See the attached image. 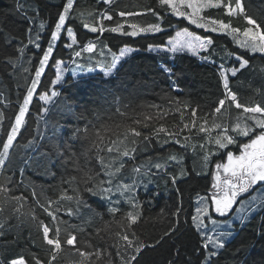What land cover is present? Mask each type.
I'll return each mask as SVG.
<instances>
[{
  "label": "trees",
  "instance_id": "obj_1",
  "mask_svg": "<svg viewBox=\"0 0 264 264\" xmlns=\"http://www.w3.org/2000/svg\"><path fill=\"white\" fill-rule=\"evenodd\" d=\"M229 2L235 8V0H224V3ZM157 3L158 0H112L111 4H106L104 0H74L73 10L65 25L77 37L74 49L80 50L89 42L99 41L115 54L124 47L139 51L120 62L109 77L99 73L75 77L74 73L69 72L62 84L55 85L56 61L75 60L76 65L87 64L89 67L84 69L86 72L99 68L96 61H89L90 55L87 59L90 53L84 52L80 58L74 56L72 49L67 48L69 39L66 31L62 30L36 89L40 95L44 91L50 93L56 89L59 95L46 104L34 93L25 116V125L5 161L2 175L9 182L7 195L0 196V264H11L12 260L20 258L26 264H33L34 256L47 264L48 246L43 241L40 225L52 229L50 236L54 235L57 227L61 228L62 251L53 264H79L81 257L75 251L76 248L82 251L99 250L100 259L92 257L96 264H109V260L111 264H120L122 256L127 259L132 253L125 249L123 241L118 240L116 232H127L129 239L134 241L138 238L142 246L137 257L140 264H173L174 260L176 264H187L189 260L192 264H202L200 258L207 251L213 250L210 246L207 250L202 247L204 241L192 223L196 197L209 194L212 184L211 169L208 174L198 172L204 171L205 150L200 145L215 138L221 131L213 127L214 123L231 128L238 118L241 122L247 117L246 114L242 116V108L236 109L233 104L221 113L214 112L218 100L224 98L223 77L220 76L218 66L221 63L224 68L238 66L231 59L223 60L221 49L226 48L249 60L248 66L235 77L229 76V87L244 107L264 106V54L240 48L231 36L206 32L171 15H166L165 20L177 28L188 27L199 35L212 36L218 45L212 57L215 64L206 63L200 57L187 53L171 56L147 51L150 45H166L175 35L171 27L166 32L136 37L109 31L92 33L83 27L85 23L97 27L103 23L107 28L124 23L129 31L131 29L127 26L131 23L147 27L156 22L148 10L157 7ZM241 3L243 13L228 16L222 6L219 9L209 8L204 15L210 19H222L232 28L241 31L249 26L245 17H250L264 32V0H241ZM65 4L66 0H0V115L3 116L0 129L10 131V126L14 124V118L19 114L23 97L31 86V80L35 78L39 60L51 42V32ZM120 11L136 15L122 18L118 15ZM104 13L111 15L112 21L103 19ZM41 23L43 28L40 27ZM36 35L40 36V48L28 43L29 38ZM205 54L202 53V56ZM109 64L110 58L107 68ZM164 67L171 68L175 75L169 77L163 71ZM170 98L183 101L189 107L184 108L181 104L180 110H177L176 105L170 103ZM45 107L49 109L47 113L44 112ZM193 109L197 113V127H191L190 113ZM161 110L167 112L162 119L145 120L148 115H156ZM202 117H207V122ZM137 120L142 122L137 124ZM144 123L148 126L145 127ZM161 123L170 131L182 129L181 144L168 143L161 147L155 139L150 144L145 142L144 136L152 137ZM185 123L190 128H184ZM89 125L92 130L100 133L103 140V143L98 142V147L104 148L107 145L120 147L121 150L125 146L136 149L134 160L123 158L125 169L115 174L114 184L131 183L136 178L132 172L133 166L145 165L149 158L154 162H163L164 158L175 154L178 162L168 165L167 174L139 178L143 183L135 191L138 208L134 209L128 203L127 194L113 195L112 199L118 201L116 206L119 208V211L113 213L110 211L112 205L104 197L85 194L82 190L86 175L89 186L95 184L99 187V181L107 179L106 175H95L99 161L90 151L92 140L75 135L77 129ZM201 125L208 127L210 134L199 132L197 129ZM131 128L140 131L141 137H135L129 130ZM230 133L237 141L232 146L240 145L248 139L237 137L232 131ZM30 141L33 142L31 146H26ZM3 142H6V135L0 130V153L3 151ZM208 148L216 153L214 143H209ZM100 154L105 157L106 163L118 165L120 158L115 152L104 151ZM182 155L189 161L181 160ZM181 168L188 175L181 176ZM112 170L115 172V168ZM173 175L177 177L175 184L171 180ZM75 188L80 189L79 193L73 191ZM33 191L37 193L36 197H33ZM65 193L74 197L79 194L89 207H81L79 216L68 215L66 209L72 208L75 211L76 201L61 199ZM12 197H23V200L16 203ZM46 199L60 204V210L55 212V221L48 213L55 210L57 205L49 207ZM178 206L181 208L179 217L174 214ZM129 211L138 216L134 224L124 221ZM64 221H67V225ZM121 221L125 222V228L120 227ZM128 224L130 227H127ZM65 227H68L67 233ZM173 228L176 230L173 231ZM131 233H135V236ZM67 234L77 237L75 246L63 243ZM117 245L121 255L116 254ZM212 259L214 264H264V203L253 217L237 225L233 237Z\"/></svg>",
  "mask_w": 264,
  "mask_h": 264
},
{
  "label": "snow or ice",
  "instance_id": "obj_2",
  "mask_svg": "<svg viewBox=\"0 0 264 264\" xmlns=\"http://www.w3.org/2000/svg\"><path fill=\"white\" fill-rule=\"evenodd\" d=\"M106 4H111L112 0H104ZM74 0H66V4L63 6L62 12L58 16V20L54 25V30L51 32L50 40L51 42L47 45L46 50L42 53V58L39 60V67L35 71V78L31 80V86L27 89L26 96L23 97L22 106L19 107V114L14 118V124L10 126V131L7 129H0L4 131L6 135V142H3L2 148L3 151L0 153V196H6L8 192L7 183L9 182L6 177H3L2 173L5 171V161L9 158V150L13 147V143L20 133L22 126L25 125V116L29 110V104L33 100L34 93L39 96L40 100L45 101V103H50L52 98L58 97V91H52L50 94L47 91L43 92V95H40L36 92L37 86L40 83L41 76L45 71L46 66L49 63L50 57H52L54 52L55 42L60 39V35L62 30L66 31L67 37L70 39V43L67 44V48L72 49L75 57L80 58L82 52L93 53L98 48V43H87L86 47H83L80 50H76L73 46L77 43V37L73 30L68 27L66 28V21L69 19L70 12L73 10ZM223 6L226 9L228 16H232L237 13H243L244 7L241 3V0H235V8H233L232 3H224V0H158L157 7L149 9L148 14L156 18V22L150 23L147 27H142L138 23H131L127 27L131 30H126V25L124 23H117L115 27L107 28L101 23L99 27L95 26V24L90 25L85 23L83 27L88 29L92 33H103L105 31H109L112 33H119L123 36H131L136 37L141 34H156L161 32H166L169 27L173 28L175 31V35L171 37L167 41V46L163 48H155L154 46H149L147 51L151 52L154 50L164 51L165 53H178V52H190L193 56L200 57L206 63L215 64V60L212 57L216 54L215 50L218 45L215 43L214 39L210 35H199L194 31H190L188 27L177 28L176 25L171 24L170 21L165 20L166 15H171L174 17H180L182 20L187 21L190 25H195L198 29H204L206 32L217 33L221 35L231 36L232 40L235 44H237L240 48L248 49L252 52H260L264 53V32H262L259 26L256 24V21L250 17H245L247 19V24L249 25L243 31L239 28H232L229 23H226L222 19H210L206 16H202L201 13L206 8H221ZM17 7H21L17 5ZM119 17H130L136 15L133 12H125L120 11ZM103 19L112 21L113 17L108 15L107 13L102 14ZM41 28L44 27L43 23L40 25ZM40 36L36 35L34 38L30 37L28 40L29 44H34L36 48H40ZM107 48V45L102 42L99 44V55L103 57L105 55L104 49ZM22 50V49H21ZM108 53L111 54L112 60L108 65L109 70L116 68L117 64L120 61L128 56L130 52L139 51L138 49H129L127 47L120 50L119 56H116L115 53H112L111 48H108ZM223 52V60H233L234 63H238L239 67H233L231 69L226 70L224 68V64L221 63L219 67L220 76L223 77V89L224 93L223 99L218 100V105L215 107V113H221L222 108H224L226 101L229 105L234 104L236 109H243V112L247 114V119L253 120L255 123L253 126H249L247 123L243 125L239 122V118L234 127L222 126L221 124L214 123L213 127L215 129H221L220 132L217 133L215 138H210L207 143L204 145H200L202 150H205L204 160L208 161L210 156L214 153L208 148L209 143H214L219 149H226L229 145L235 144L236 138L229 134L230 131L236 133L238 136L250 137L251 139L247 143H242V151H240L239 155H235L233 152L228 151L226 153L227 162L226 163H216L215 164V174L213 177V183L211 184V195L210 196H202L200 197L199 203L200 206H197L195 209V215L192 216V223L196 225L197 231L202 237L204 243L202 247L204 249H209V246H212L213 250L207 251L200 259L202 260V264H214L213 257L218 255L219 249L224 247L225 239L232 235V233L218 231L220 227L223 225H228L231 227L229 221L216 219L215 216L225 217L227 216L233 209V206L236 204L238 197L243 195L244 193L249 192L250 189L255 185H260L262 190H264V106L256 105L244 107V105L237 100V95L231 90L229 87V76L228 72L230 71L231 76L235 77L237 72L241 69H244L248 66L249 60L245 59L243 56L237 55L233 51H229L226 48H222ZM206 53L205 55H201V53ZM73 63H76L73 61ZM103 63V62H101ZM57 64V75H56V83L59 84L63 79V69L61 65L63 61H56ZM79 67V66H78ZM91 70H94L92 68ZM101 71H104L103 67ZM163 71L168 74L169 77L175 75L172 69L169 67H164ZM105 75H110L111 72H104ZM170 103L175 104L177 110H180V105L183 104L184 108L189 107V105L183 101H177L175 98H170ZM152 107H157L153 105ZM49 109L47 107L44 108V112L47 113ZM167 114L166 110L159 111L156 115H148L145 117V120L152 119H162ZM205 122H207V117H202ZM191 127H197V113L195 109H193L190 113ZM3 121V116L0 115V122ZM142 121L137 120L136 123L140 124ZM144 126L147 127V123H144ZM184 128H190L189 124L185 123L183 125ZM134 133L135 137H141L142 133L137 131L135 128L129 129ZM201 133L210 134V129L203 125L199 126L197 129ZM182 129H178L176 131H170L167 129L163 123L160 124L158 128H156L152 134V137L144 136V140L146 143H152V140L155 139L156 143H158L161 147L168 143H174L176 145L181 144L180 132ZM76 136H84L90 140L91 149L99 161V167L95 171L96 176L106 175L107 179L99 181V187L95 184L89 186L88 177L86 175L84 181L83 192L85 194H89L92 196H101L104 197L109 204L112 205L110 211L116 213L119 211V208L116 206L118 201L113 200V195L119 193L121 196L126 195L128 203L132 205L134 209L139 207V203L135 196V191L137 186L143 181L139 179L142 176L147 175H160L167 174V167L171 162H178V157L175 154H171L168 157L163 159V162L153 161L149 158L148 162L145 165L136 166L134 165L132 168V172L135 174L136 178L132 179L131 183H113V179L115 174L120 172L121 169H125V161L124 157L129 158V160H134V153L136 151L135 148L128 149L126 146L123 150L120 147H109L105 145L104 148L98 147V142L103 143V140L100 137L99 132H95L92 130V126L85 127L83 129L79 128L75 131ZM95 139H92V137ZM185 139V146L187 147V137ZM33 142H29L31 146ZM115 144L116 142H111ZM107 151L108 153H113L119 157V163H106L105 157L101 155V152ZM113 168H115V172H113ZM143 168V171H142ZM152 169L156 171L153 172ZM181 176H186L188 173L181 168L180 171ZM177 177L171 176L172 183L175 184ZM145 188L147 185H144ZM74 192L79 193L80 189H73ZM33 197H36L37 193L33 191ZM14 202L20 203L23 200V197H12ZM61 199L65 201H72L75 199L76 208L73 211L72 208H67L66 211L68 215H80L81 207H89L86 200L81 199L79 194L75 197L73 195H68L65 193ZM211 201V204H209ZM258 202V198H253V200L249 201L247 205L245 203H241L239 213H247L249 211H254L255 209L251 207L252 204ZM46 204L50 207L52 204H56L57 207L53 211H49V215L55 221L57 220V216L55 212L60 210V204L58 201H48L46 199ZM211 209V211H210ZM177 217L181 214V208L178 206L175 208V213ZM205 217H207L208 221L212 226L211 230L214 231L215 236L208 235L209 224L206 223ZM137 214H134L133 211H129L126 213L124 217V221L130 222V224H134L137 220ZM237 219L245 218L244 215H238ZM124 221H121L120 227L125 228L126 224ZM67 225V221L63 222ZM130 224L127 227H130ZM177 224H179V220H177ZM2 227V225H0ZM42 227V236L43 241L48 246V255L49 259L47 264H53L57 260L58 255L61 254L62 251V240H61V228L57 227L54 235L50 236V229L47 225H40ZM68 227H75L74 225H69ZM68 227L64 228L65 233L68 232ZM173 231L176 229L173 228ZM132 236H135V233H131ZM167 235V233H166ZM115 236L119 241L124 242V247L126 250L131 251V255L124 259L123 256L121 258L120 264H140V260L137 259L138 255L141 252V245L139 243L138 238L134 241L129 239V234L125 232V234H121L120 232H116ZM63 243L69 246H75L77 243V237L75 235L67 234L64 237ZM75 251L81 257L79 264H96L95 261L92 260V257L95 256L96 260H99L101 257V252L99 250L96 251H82L81 248H76ZM117 255H121L119 250V245H117ZM11 264H26V261L23 258L15 259L11 261ZM33 264H46L45 261H42L39 257H33ZM109 264H111V260H109ZM173 264H176L175 260ZM187 264H192V261H187Z\"/></svg>",
  "mask_w": 264,
  "mask_h": 264
},
{
  "label": "rangeland",
  "instance_id": "obj_3",
  "mask_svg": "<svg viewBox=\"0 0 264 264\" xmlns=\"http://www.w3.org/2000/svg\"><path fill=\"white\" fill-rule=\"evenodd\" d=\"M208 9L209 8L204 9L203 12L201 13V15L202 16H205L204 14H205V12ZM70 42L71 41L69 39V43ZM94 43H98V48L93 53L88 54L87 59H89V55H90L91 58H90L89 61H91V60L96 61L97 64H99V68H97L93 72H86V70H84V69H86V68L89 67V66H87V64L80 63L79 65H76V63H73V61L60 60V61H63V64L61 65V68L63 69V79L60 81L59 84L56 83V79H55V83H54L55 85L62 84L63 81H64V78H65L66 74L69 73V72L74 73L75 77H79V76H83V75H88V73H99V74H102V75H104V76L107 77V76H110V75H112L114 73L115 67L113 69H110V70L106 67V64H108L109 58H110V62L112 60V56H111L110 53H108V50H107L109 47H107V48L104 49L106 51V53H105V55L103 57H100L99 56V44H100V42L95 41ZM57 44H58V41L55 42L54 49L56 48ZM165 46H167V43L164 46H154V47L160 49V48H163ZM127 48H129V47H127ZM122 49H120V50H122ZM129 49H133V48H129ZM120 50L118 51V54H115L116 56H119ZM134 52L135 51L130 52V54L128 56L124 57L122 60H125L126 58L130 57ZM151 52L156 53V54H169L171 56H174L175 54H178V53H187V54L192 55L190 52H187V51L178 52V53H165L164 51L154 50V51H151ZM202 53H201V55H202ZM256 53H260V52H256ZM82 55H84V52H82ZM195 57H197V56H195ZM101 62H103V63H101ZM118 64H117V66H118ZM102 67H103L104 71H101V68ZM238 67H239V65L236 68H238ZM55 68H56V72H57V64H56V67ZM231 68H233V67L225 68V69L228 70V69H231ZM107 71H110L111 74L110 75H105L104 72H107ZM238 72H237V74H238ZM228 76H231L230 71L228 72ZM52 91H56V89L51 90L50 93ZM52 99H54V98H52ZM46 104H49V103H46ZM233 106H235V105L233 104ZM226 107L227 108L230 107V105L228 104L227 101L225 103L224 108H222L221 112H223ZM244 115H245V113L243 112L242 116H244ZM246 120H247V124L250 125V126H253L254 123H255L253 120L247 119V117H246V119H243L241 122L240 121L239 122L243 125L244 123H246ZM237 137H241L242 139L248 138L243 143H247L251 139V136L250 137L237 136ZM215 147H216V153H214V151H213L214 154L210 156V158H209L208 161H205L204 160V156L205 155L203 156V170L204 171H198L199 173L208 174L210 172V169H211V179H212V183H213V177H214V174H215V164L216 163H226L227 162L226 153L228 151L233 152L235 155H239L240 154V151H242V144H240V145H233V146L232 145H229L228 148H231V149H228V148H226V149H219L216 145H215ZM182 157H183V159H181V160H183L185 162H186V160L189 161L185 157V155H182ZM189 165L192 166V164H189ZM257 186L258 185L253 186V188L250 189L249 192L244 193L243 195H241L240 197H238L237 202L233 206L232 211L227 216H225V217L215 216L216 219L229 221L230 224H231V227H229L228 225H223L222 227H220L218 229V231H224V232H229L230 231L232 233V235L228 236L225 239L224 245L235 234V229H236L237 225H242L244 222L248 221L251 217H253L255 215V213L260 209L261 205L264 203V190H262L261 187H259L258 189H256ZM210 195H211V192L209 194H207V196H210ZM202 196H205V195H199V196L196 197V199H195V209H196L197 206H200L199 200H200V197H202ZM253 198H258V202L251 205V207L254 208L255 210L254 211H249L247 213H239L238 210L240 209L241 203L243 202V203H245V205H247L249 201L253 200ZM209 204H211V201H209ZM210 211H211V209H210ZM194 215H195V213H194ZM238 215H244L245 218L243 219V221H241V219H237L236 218ZM205 221H206V223L209 224V229L210 230L208 231V235L215 236L214 231L211 230L212 226L210 224V221H208L207 217H205ZM194 226L196 227L195 224H194ZM210 247L212 248L211 245H210Z\"/></svg>",
  "mask_w": 264,
  "mask_h": 264
},
{
  "label": "bare ground",
  "instance_id": "obj_4",
  "mask_svg": "<svg viewBox=\"0 0 264 264\" xmlns=\"http://www.w3.org/2000/svg\"><path fill=\"white\" fill-rule=\"evenodd\" d=\"M132 231V230H131Z\"/></svg>",
  "mask_w": 264,
  "mask_h": 264
}]
</instances>
